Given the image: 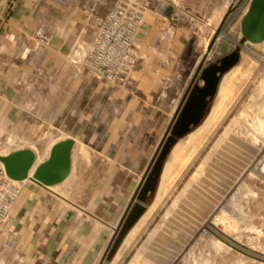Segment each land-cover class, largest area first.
Returning a JSON list of instances; mask_svg holds the SVG:
<instances>
[{
    "label": "rangeland",
    "instance_id": "374dc122",
    "mask_svg": "<svg viewBox=\"0 0 264 264\" xmlns=\"http://www.w3.org/2000/svg\"><path fill=\"white\" fill-rule=\"evenodd\" d=\"M0 1L6 3V8L0 4L5 11L0 18L7 20L6 16H13L19 0ZM191 1L199 4L192 7V20L180 17L178 21H171L170 36L162 38L165 23L154 15L162 24L156 41L151 42L157 32L148 39L147 23L140 27L138 48L134 51L136 60L126 81L96 80L86 71L77 72L70 48L86 16L79 9L74 12L73 6H49L46 9L50 40L49 45L43 42L44 50H16L15 45L0 44V145L9 138L16 140L11 147L33 143L35 152L44 156L52 140L72 136L75 144L71 173L52 188L88 211L85 213L73 209L65 201H56L44 187L25 181L4 226V231L12 232L15 243L3 250L0 264H67V257L54 261L57 251L49 254V210L58 207L65 208L63 212L67 213V219L71 217V222H81V228H86L90 222L102 226L101 246L95 243L93 249L82 248L81 252H87L83 256L78 253L83 259L81 264H161V261H155L156 256L174 251L177 254L169 264H264V256L254 249L261 246L258 227L264 225V182L247 174L258 153L239 181L245 190L239 193L238 211L233 204L226 205L231 210L226 217L227 226L223 224L226 220L221 222L217 215L219 208L211 207L197 213L200 209L191 206L192 199L204 202L202 194L211 187L226 185L222 177L230 172L231 157L243 152L241 141L250 140L243 138L244 123L239 114L243 109L258 112L259 104L254 103V97L256 85L264 76V61L260 58L264 56V40L259 47L248 42L243 45L239 61L221 77L203 119L180 138L189 139L217 116L229 83L228 94L231 96L229 94L225 107L207 130L198 149H189L185 142L177 144L180 140L172 146L164 160L156 190L145 200L143 215L131 228L132 232H128L131 236L126 249L119 256L115 253L111 259L105 257L99 263L98 256L104 253L110 237L105 222H117L140 180L175 110L171 111L173 104L176 108L183 93L180 91L189 82L197 57L204 53L200 37L208 44L219 25H216L219 15L223 17L227 9L232 8L234 0ZM184 7L190 9L187 0ZM248 7L249 2L241 3L236 7L235 17L232 12L227 15L216 38L221 34L225 37L215 40L205 65L235 48L241 38V18ZM166 14L171 17L170 10ZM146 17L147 14L145 20ZM190 23L195 26L191 35L185 36L184 30L189 29ZM51 26L58 28L57 35ZM31 34L32 31L24 35ZM159 41L163 50H157ZM177 46L182 49H175ZM247 58L250 69L243 68L241 61ZM240 68L242 74L236 79L235 70ZM236 185L229 189L227 198L236 190ZM190 186L195 187L189 195L192 199L181 200ZM226 197L218 207L225 203ZM174 205L177 211L172 215ZM89 212L99 217L101 223ZM193 215L198 219L194 221ZM203 215L208 217L205 219ZM210 221L220 228L219 234L213 232ZM212 238L222 244L221 249L211 245ZM141 252L144 256L138 260Z\"/></svg>",
    "mask_w": 264,
    "mask_h": 264
},
{
    "label": "built area",
    "instance_id": "2783aa9c",
    "mask_svg": "<svg viewBox=\"0 0 264 264\" xmlns=\"http://www.w3.org/2000/svg\"><path fill=\"white\" fill-rule=\"evenodd\" d=\"M246 2L250 4L251 0L244 2L239 0L234 5L233 11L239 4H245ZM180 4L182 5L179 6ZM185 5L186 0H44V9L36 20L35 28L30 36H23L20 48L21 46L25 47L30 41H35L39 45L37 49L44 50L45 44L43 42L47 44V41L50 40L45 17L47 14L46 9L48 10L49 6L55 8L73 6L74 12L79 9L86 16L79 35L70 48L72 62L77 67V72L86 71L91 78L96 80L107 82L126 81L130 76L134 58H136L134 52L138 48L136 33L138 28L145 24L146 14L151 12L157 19L165 23L162 38H166L165 34L167 32L172 33L169 29L171 21H178L180 17H184L189 21L192 20L190 10L185 9ZM102 8H104V11H101ZM168 10L171 11V17L166 14ZM191 25L192 23H190L189 29H191ZM51 28L57 35L58 28L52 26ZM59 36H62V34H59ZM11 144L9 146L0 145V152L6 154L14 149L24 147L23 144L11 147ZM248 173L253 176L250 177ZM248 173L250 178L264 182V146L251 164ZM24 184L23 180L17 181L8 178L3 169L0 168L1 254L6 247H11L15 243L12 232L9 235L4 231V226L9 220L11 209ZM255 189L257 188L255 187ZM253 196H256V194H253ZM210 223L213 232L219 234L218 230L220 228L213 221H210ZM258 230L261 231L259 233L261 246H259L260 249H254L264 256V225H260Z\"/></svg>",
    "mask_w": 264,
    "mask_h": 264
},
{
    "label": "water",
    "instance_id": "95a60500",
    "mask_svg": "<svg viewBox=\"0 0 264 264\" xmlns=\"http://www.w3.org/2000/svg\"><path fill=\"white\" fill-rule=\"evenodd\" d=\"M230 11L227 10L216 28L207 51L212 48ZM240 28L241 38L231 52L206 65V56H202L199 60L141 180L125 205L109 238L103 253L107 260L117 252L129 230L142 216L146 208L145 200L156 190L164 160L170 149L203 119L209 102L217 93L221 77L239 61L243 45L246 42L256 44L264 40V0H251L241 20ZM74 144L75 139L72 136L56 140L50 146L48 156L38 163H36V152L29 147H21L6 154H0L3 172L12 180L29 179L44 188L57 185L71 172Z\"/></svg>",
    "mask_w": 264,
    "mask_h": 264
},
{
    "label": "bare ground",
    "instance_id": "6f19581e",
    "mask_svg": "<svg viewBox=\"0 0 264 264\" xmlns=\"http://www.w3.org/2000/svg\"><path fill=\"white\" fill-rule=\"evenodd\" d=\"M239 0H234L233 2H232V4H231V6H232V8L234 7V5L238 2ZM244 2V1H246V0H241V2ZM182 4H180L179 6H181ZM240 5V4H239ZM227 7V6H226ZM181 8V7H180ZM179 8V9H180ZM232 8H229V9H227V10H231L230 12H232V14H233V17H235L236 16V12H235V10L233 11V9ZM236 8V7H235ZM224 10V8H222V12H224L223 11ZM226 10V9H225ZM221 12V11H220ZM227 12V11H226ZM229 12V13H230ZM178 13H179V11H178ZM228 13V14H229ZM179 14H181V13H179ZM226 14V13H225ZM224 14V15H225ZM227 14V15H228ZM222 15V14H221ZM221 15H219V18L217 19V23H216V25H218L220 22H221V20L224 18V17H221ZM145 23H146V20H145ZM195 24V23H194ZM194 24H192L191 25V29L190 30H192L193 29V27L195 26ZM141 26H143V25H141ZM196 28H197V24H196ZM214 31V30H213ZM139 32H140V28H138V30H137V38H138V34H139ZM195 32H197V31H195ZM172 33H169V32H167L165 35H166V37L167 36H170ZM214 34V33H213ZM219 34V33H218ZM213 36V35H212ZM212 36H211V38H212ZM218 36V35H217ZM225 37V35H223V34H221V36H219V38H221V37ZM219 38H215V40H216V42L219 40ZM210 41V40H209ZM236 41V40H235ZM238 42L239 41H237L236 42V45L238 44ZM247 43V42H246ZM249 43V42H248ZM208 44H209V42H208ZM208 44H205V48H206V51H204L205 50V48H204V50H203V54L201 55V57H200V59L202 58V56H206V58H207V54L209 53V51L212 49H210L209 51H207V46H208ZM262 43H256V44H254L253 46L254 47H259L260 45H261ZM214 45V44H213ZM213 47V46H212ZM249 49V47L247 46V50ZM251 50V49H250ZM252 52H253V50H252ZM260 58L264 61V56H260ZM199 59V60H200ZM136 60V58H134V61ZM199 60L197 61V64H198V62H199ZM247 60H248V58L247 59H243V60H241V61H243V68H245V69H250V67L248 66V62H247ZM253 63V62H252ZM134 64V63H133ZM197 64H196V66H197ZM252 65V64H251ZM196 66H195V68H196ZM241 69L242 68H240V69H238V70H235L236 72L234 73L235 75L234 76H236V79L238 78L239 79V77H240V75L242 74V71H241ZM195 70V69H194ZM194 72V71H193ZM193 74V73H192ZM191 77H192V75H191ZM240 81H242V80H240ZM239 82V81H238ZM227 85L229 86V83H227ZM231 85V84H230ZM227 86V90H226V94L224 95V97H223V100H222V103H221V107H220V109L217 111V116L222 112V109H223V107H225V105H226V103H227V100L230 98L229 97V94H228V92L230 91L229 89H230V87H228ZM183 91H184V89H183ZM182 91V92H183ZM232 92V91H231ZM255 101H254V103L256 104V103H258L259 105L256 107L257 109H258V112L256 111V112H254V113H252L251 111H246L245 109H243L241 112H240V114H239V118H241L242 119V124L244 123V130H245V132H244V137L243 138H247V139H250L248 142H245V141H241L240 142V145L242 146L241 148H243V152L242 153H239V154H237V155H235V156H233V157H231V159H230V161L232 160V166H231V168H230V172H229V174H228V176H226V177H222V178H225V183H226V185H224V186H222V187H220V188H213V187H211L210 189H208V191L207 192H205V193H203L202 194V197L204 198V202H202V203H199V200H193L192 199V197L190 198L189 197V195H190V192H191V190H194L195 189V187H193V186H190V187H188L187 189H186V191H185V193L181 196V200H186V199H188V198H190V199H192L191 200V202H192V208H194V209H197V208H199L200 210H199V212H197V213H200V211L202 212L204 209H210L211 207H215V208H219V211H218V213H217V215H219V217H220V219H222V221L221 222H223L224 220H226V217H227V215L229 216V214H230V207L229 206H226L227 205V203H229V204H233L234 205V209H236V211H238V209H239V207H238V197L240 196V192L242 191H244L245 189H244V186L242 185L243 183L242 182H240L239 183V181L241 180V177H242V175H243V173L245 172V170H246V167H248L249 166V162L251 161V159L253 158V157H255V155H257V153L259 154V152H260V150H261V148L264 146V76L263 77H261V79L258 81V83H257V85H256V88H255ZM182 95V94H181ZM230 96H231V94H230ZM181 97V96H180ZM174 106H175V103L173 104ZM174 106L171 108V111H173L175 108H174ZM177 107V106H176ZM250 110V109H249ZM174 112V111H173ZM217 116L216 117H213L214 119H212V120H209V121H207V123L205 124V125H203L201 128H199L198 129V131H196L195 133H194V135H192L189 139H179L180 141L177 143V144H181L182 142H185V144H186V146L189 148V149H191V150H193V151H196L197 149H198V147H199V144H200V142L202 141V139H203V137L206 135V132H207V130L209 129V127L214 123V121H215V119L217 118ZM238 138V137H237ZM23 140V139H22ZM16 140L15 139H12V138H9L7 141H5V143H4V145L3 146H5V145H7V143L8 144H11V143H13V142H15ZM20 141V140H19ZM18 142V141H17ZM55 142V141H54ZM23 143L25 144L26 143V141L24 142L23 141ZM52 143H53V140L49 143V145H48V147H47V149H46V151L44 152V156H41L37 151V153H36V163H38V162H40L41 160H42V158L43 157H45V156H48V153H49V149H50V146L52 145ZM239 145V146H240ZM29 147V148H32L34 151L36 150V148L34 147V145H33V143H28L27 142V144H25L24 145V147ZM156 149V148H155ZM155 151V150H154ZM0 154H2V152H0ZM43 154V153H42ZM153 155V154H152ZM228 155V154H227ZM152 157V156H151ZM214 158V157H213ZM217 158H219V157H217ZM230 158V157H229ZM216 159V158H215ZM214 160V159H213ZM223 161V160H222ZM229 161V160H228ZM229 164V163H228ZM0 165H1V168H2V163L0 162ZM227 166V165H226ZM229 166V165H228ZM219 168V167H218ZM224 168V167H223ZM226 168V167H225ZM228 168V169H229ZM3 169V168H2ZM71 169H72V167H71ZM222 169V168H221ZM227 170V169H226ZM217 171V170H216ZM228 171V170H227ZM226 171V172H227ZM71 173V172H70ZM228 173V172H227ZM249 174V173H248ZM70 175V174H69ZM68 175V176H69ZM143 175V174H142ZM142 175H141V177H142ZM213 175V174H212ZM250 175V174H249ZM222 176V175H221ZM250 176H253L252 174L250 175ZM141 177H140V180H141ZM213 177H214V175H213ZM68 178V177H67ZM66 178V179H67ZM65 179V180H66ZM219 179V178H218ZM25 180H27V179H25ZM25 180H23L24 182H25ZM29 180V179H28ZM139 180V181H140ZM138 181V182H139ZM218 181V180H217ZM63 182V181H62ZM236 184H238V185H236ZM137 185H138V183H137ZM136 185V186H137ZM237 186L236 187V190L232 193V195L231 196H229L228 198L226 197L227 196V194L229 193V189L230 188H232V187H234V186ZM54 186V185H53ZM48 187H51V186H48ZM136 188V187H135ZM205 188V187H204ZM208 188V187H207ZM135 190V189H134ZM204 191V190H203ZM134 192V191H133ZM226 195V196H225ZM226 197V201H225V203H223V205L221 206V207H218V206H220L221 205V203L223 202V199ZM180 200V201H181ZM189 200V199H188ZM233 208V207H232ZM179 209V208H178ZM176 211H177V209H176V207H175V205L173 206V207H171V213H172V215H174L175 213H176ZM203 213V212H202ZM209 214H211V212L209 213ZM143 215V214H142ZM191 217H193L194 218V221L196 220V219H198L196 216H191ZM203 217L206 219L208 216L206 215H203ZM218 217V218H219ZM119 219V218H118ZM224 219V220H223ZM117 222H118V220H117ZM117 222H115L114 224H109L110 225V236L112 235V233H113V231H114V229H115V227H116V224H117ZM198 223V222H197ZM200 223V222H199ZM136 224V223H135ZM224 224V226H227L228 224H227V220H226V223H223ZM203 229V228H202ZM131 230V229H130ZM129 230V232H132V230L130 231ZM205 230V229H204ZM228 231V230H227ZM229 232V231H228ZM230 232H231V230H230ZM130 233H127V236H126V238H125V241H124V245H122V247L120 248V249H118L117 250V252H119V253H117L116 252V255L117 256H119L122 252H123V250L124 249H126V247H127V245H128V242H129V239H130ZM110 238V237H109ZM109 241V240H108ZM210 242H211V245L214 247V248H218V249H221V247H222V244L217 240V239H211L210 240ZM108 243V242H107ZM152 245L154 246H157V243H152ZM107 246V245H106ZM1 254V253H0ZM176 254H177V252H172L171 254H165V255H163V256H160V255H157L156 256V259L157 260H155L156 262H160L161 261V264H169L171 261H173V259H175V256H176ZM2 255V254H1ZM0 255V262H2L3 261V258H2V256ZM142 256H144L143 255V252H141V253H139L138 254V260L142 257ZM136 257V256H135ZM105 257L103 256V254H102V257H101V260H100V262L99 263H101L102 261H103V259H104ZM155 263V262H154ZM156 264H158V263H156Z\"/></svg>",
    "mask_w": 264,
    "mask_h": 264
},
{
    "label": "crops",
    "instance_id": "0c3cea01",
    "mask_svg": "<svg viewBox=\"0 0 264 264\" xmlns=\"http://www.w3.org/2000/svg\"><path fill=\"white\" fill-rule=\"evenodd\" d=\"M208 1L211 2V0H208ZM2 3L3 2L0 1V4ZM43 3H44V0H19V3L17 4L18 6L12 14L13 16L5 15L8 18L7 20L0 18V44L1 46L10 45L12 47L13 45H15L14 47H16V50H41L39 48L37 49L39 45L35 41H30L25 47L21 46V48H20V43H21V40L25 32H31L34 30L36 20L40 12L44 9V6H42ZM187 3L190 8L189 12L191 14H192V7L195 8V7H198L199 5L198 3L193 4L191 0H187ZM2 5H3L2 7L6 8L5 6L6 3ZM214 10L215 9L211 11L212 14H214ZM4 12H5L4 8L3 9L0 8V14L2 13L5 14ZM46 13L48 14V12ZM146 23H147L146 24L147 29H145V31H147L146 35L148 39L154 37L153 33L157 32V36L155 37V39L153 38L154 39L153 41H151V42H154L159 36L162 24L160 21L155 20L151 12L147 13ZM184 33L186 36V35H191L192 32L190 29H185ZM160 43L161 42L159 41L157 50L164 49ZM199 43L200 45H202V50H204L205 48L204 37H200ZM47 45H49V40L47 41ZM175 49L181 50L182 48L177 46V48ZM201 54H199V56ZM199 56L197 57V60ZM197 60H196L194 67L197 64ZM181 92L182 91H180V94ZM55 186L56 185L47 187L45 189L49 191V193L53 196V198L56 201L58 200H60L61 202L65 201L64 203H68L73 209L88 213V211L84 207L76 205L75 203L67 199L65 195L54 190L52 187H55ZM64 210L65 208L63 207L52 208V210H49V219L51 216V220L49 221V254L53 253L54 251L55 252L57 251L58 255L56 256V258H53L54 261H60L62 258L67 257L66 258L67 264L68 263L69 264H81L83 260L82 256L87 252L83 250H82L83 252H81L82 248H87V247L92 248L96 245L95 243H97V246L99 247L101 246L100 237H101L102 226L101 224L90 222L87 224L86 228L85 226L81 228L82 227L81 222H78V221L74 223L71 222V217L67 219L66 218L67 213L66 212L64 213L63 212ZM89 214L91 215L93 219L101 223V219L99 217H96L90 212ZM105 224L107 225L108 228H110V225H109L110 223L105 222ZM85 232H88V234ZM73 248H76V249L73 251ZM69 252L71 253L74 252V254L76 253V255L71 256ZM78 253L79 254L82 253V256L80 257ZM99 255L100 256H98V258L100 257L99 258V262H100L102 255L101 254Z\"/></svg>",
    "mask_w": 264,
    "mask_h": 264
}]
</instances>
